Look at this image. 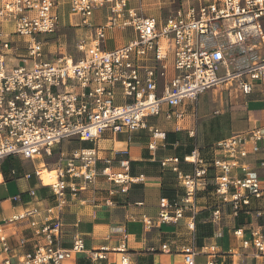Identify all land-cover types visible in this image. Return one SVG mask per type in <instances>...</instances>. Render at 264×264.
<instances>
[{
	"label": "built area",
	"instance_id": "built-area-1",
	"mask_svg": "<svg viewBox=\"0 0 264 264\" xmlns=\"http://www.w3.org/2000/svg\"><path fill=\"white\" fill-rule=\"evenodd\" d=\"M128 1L69 0V13L78 16L83 25L90 26L94 9L108 10L94 36L76 42L81 55L73 59L65 55L47 58L43 53L40 35L54 33L59 24L56 0H0V19L12 20L11 35L23 42V52L15 56L19 47L0 31V169L8 157L50 155L52 147L63 140L76 138L93 144L70 150L55 168L39 165L33 170L39 182L50 187L55 204L45 208L46 221L40 224L33 222L40 211L36 204L10 216L7 223L29 225L41 242L12 261L7 236L0 228V264H62L72 253H85L91 260L104 258L106 247L85 250L77 235L69 248L58 245L59 212L67 203V194L74 196L87 189L94 181L98 161L104 163L100 174L120 185L123 192L130 183L144 180L142 174H129L127 159L117 160L118 170H113L112 159L99 158L96 142L103 132L129 135L145 128L147 118L160 115L176 123L185 116V104L211 88L234 82L242 94H249L253 82L264 84V0H204L197 6L178 7L162 22L143 15ZM125 27L135 37L105 50L102 42L107 32ZM149 53L155 65H141ZM168 54L174 71L171 77L167 76ZM159 79L164 80L161 93L157 92ZM164 138V131L153 128L148 148L155 150L156 142ZM263 143L264 123L220 139L208 159L193 149L182 158L190 165L188 171L180 167L177 156L159 162L173 172L183 203L193 210L197 195L212 186L214 219L225 205L233 216L240 211L260 216L264 214V180L240 160L259 153ZM260 164L264 167V158ZM44 170L49 174L46 184ZM10 173L16 174L14 169ZM28 193L36 198L35 190ZM12 200L20 198L15 195ZM167 208V200L162 199L158 216L163 222H176L185 207L178 206L172 214ZM144 221L151 224L149 219ZM187 226L193 228L192 219ZM232 233L240 240V248H252L254 256H264V231L259 227H250L247 235L241 227ZM117 249L124 251V244ZM161 249L168 251L165 244ZM194 254L193 248L184 249V264H194ZM205 254V264H218L214 245Z\"/></svg>",
	"mask_w": 264,
	"mask_h": 264
},
{
	"label": "crops",
	"instance_id": "crops-1",
	"mask_svg": "<svg viewBox=\"0 0 264 264\" xmlns=\"http://www.w3.org/2000/svg\"><path fill=\"white\" fill-rule=\"evenodd\" d=\"M132 1H128L129 6L141 11V7L134 6ZM203 1L190 2L186 0L182 1L180 6H197ZM56 2L58 8L59 1L56 0ZM135 2H141L144 5L145 0H135ZM63 3L68 16L65 23L70 27H75V30L79 32L75 42L82 38L91 39L94 36L95 28L101 26L108 15V10L105 7L96 8L106 12L103 23L93 25L91 17L89 19L90 26L81 24V21L74 23L72 19L75 15L69 13V0H65ZM175 9L165 16L144 13L143 10L141 13L153 16L158 22H162ZM58 14L59 27L65 23H62L60 12ZM0 31L7 34L10 40L15 41L14 46L19 47L15 53L13 52L14 55L21 54L23 42L21 38L11 35L13 32L12 20L0 19ZM54 35L55 32L40 35L45 57L53 58L65 55L76 59L81 55V52L76 48V43V56L58 54L56 52L57 45L52 42ZM134 37L135 34L131 28H113L107 32L102 47L108 50L105 42L113 40L116 41L112 48L114 49L125 45ZM259 53L261 52L259 51ZM166 62L168 65L167 76L171 77L174 74L171 66V54H168ZM9 63L11 62L9 61ZM141 65L149 67L155 65L150 53L141 60ZM163 81V79H159L158 93L162 91ZM207 91H212L213 94L211 112H208V108L203 110L202 107L198 108V99L203 95L202 93L195 102L185 104L183 107L185 116L176 123L166 121L160 115L154 117L156 121L151 123L148 121L150 117L147 118L145 128L133 131L129 135L126 132L115 134H111L109 131L103 132L96 142L99 158L112 159L111 168L113 170H118L117 160L127 159L129 174L132 176L142 174L144 180L130 183L128 190L123 192L120 185L114 184L100 174L98 164L104 163L101 160L97 162L94 181L89 184L87 189L79 191L74 196L67 194V203L59 212L61 229L58 245L62 248H69L72 238L77 235L82 238L85 250H99L106 247L105 257L91 260L85 253H72L62 261V264H184L183 250L186 248L195 250L194 264H205L207 259L205 252L210 245L215 246L218 264H264V256H254L252 248H240V240L232 233L236 227L243 228L245 235L250 227H259L264 231V214L256 216L252 212L240 211L236 216H233L230 207L225 205L221 208L220 216L214 219L212 211L216 200L213 196L206 198L201 195L202 193H199L195 198V209L193 210L190 205L183 203V192L178 186L173 172L161 167L159 162L162 158L177 156L181 160L180 167L188 171L190 165L184 163L182 158L193 149L199 150L200 154L208 159L213 153V145L220 139L264 123V84L253 82V88L249 94H242L234 82H228ZM155 127L165 132V138L156 142L155 150H150L148 143ZM88 143L90 145L78 148L93 145L91 142ZM59 144L53 146L51 152ZM50 155L43 154L42 156ZM42 156L34 159H25L19 156L8 157V159L18 157L21 167L18 170L13 167L6 168L5 174L0 169L2 174L0 185L11 181L16 183L11 194L0 198V228L7 236L6 240L10 247L9 254L12 261H15L20 254L33 251L41 240L34 236L29 225L7 223L10 216L36 204L40 211L33 217V222L40 224L46 221L45 208L55 204L50 187L42 185L38 178L32 174L40 163L44 165ZM263 158L264 148L259 153L250 154L240 161L256 170L259 177L264 180V167L260 164ZM30 165L32 169H28ZM56 166L53 165L47 169ZM11 169L16 172L14 176L10 173ZM25 173H31V176L26 178L24 177ZM29 190H35L36 198L30 197ZM15 195L19 196V201L12 200ZM162 199L167 200V209L171 214L178 206L185 207L182 217L176 222L159 220L158 213ZM145 219H149L151 224L146 225ZM191 219L193 228L187 226ZM20 239H24L23 244L20 243ZM122 244H124V251H119L117 248ZM163 244L167 245L168 251L161 249ZM1 255L0 252V257ZM122 257L126 258V263H121Z\"/></svg>",
	"mask_w": 264,
	"mask_h": 264
},
{
	"label": "rangeland",
	"instance_id": "rangeland-1",
	"mask_svg": "<svg viewBox=\"0 0 264 264\" xmlns=\"http://www.w3.org/2000/svg\"><path fill=\"white\" fill-rule=\"evenodd\" d=\"M58 12L61 14L62 23H65L68 20L67 12L65 10L66 6L64 5L65 0H58ZM185 2L186 0H145L144 5L141 2L136 3L135 0L132 1L134 6H138L143 10L144 13L148 14H158L161 16L168 15L172 12L173 9L179 7L181 2ZM190 2H197V0H189ZM63 3V4H62ZM65 10V11H64ZM141 10V11H142ZM139 11V12H141ZM106 12L102 9H95L92 11L91 14V22L93 25H99L103 23L104 17ZM73 22H80L78 16L73 17ZM79 35V32L75 30V27H70L65 23L64 25H59L58 29L55 31V35L52 39V42L56 43V52L58 54H66V55H73L76 56V48H75V41L76 37ZM116 41L108 40L105 42L106 49L110 50L114 47ZM10 65V64H8ZM12 65H16V62H13ZM213 101V94L212 91H206L203 95L199 96L198 99V108L202 107L208 108V112L212 111V104ZM149 123L155 122L156 118L150 117ZM90 145L88 142H80L76 138H71L68 140H63L55 149L51 152L50 156H42L43 163H40V166H46V168H51L53 165H58L59 160L62 156H65L68 150L73 148H78L80 146H87ZM63 153V155H61ZM37 161V159H35ZM28 164V163H27ZM21 162L19 161L18 157L13 158H6L4 160V166L9 169V167H13L14 169L18 170L21 166ZM104 164H98V170L100 171ZM28 169H32L30 165ZM16 183L15 181L8 182L7 184L0 185V198L6 197L7 195L11 194L13 189L15 188Z\"/></svg>",
	"mask_w": 264,
	"mask_h": 264
},
{
	"label": "trees",
	"instance_id": "trees-1",
	"mask_svg": "<svg viewBox=\"0 0 264 264\" xmlns=\"http://www.w3.org/2000/svg\"><path fill=\"white\" fill-rule=\"evenodd\" d=\"M1 169L3 171V174H5L6 167L4 166V163L1 165ZM212 190H213V187L212 186H208L206 188V190L203 191V193L201 195L204 196V197H206V198H210L211 196H213ZM238 224H240V223H238Z\"/></svg>",
	"mask_w": 264,
	"mask_h": 264
},
{
	"label": "bare ground",
	"instance_id": "bare-ground-1",
	"mask_svg": "<svg viewBox=\"0 0 264 264\" xmlns=\"http://www.w3.org/2000/svg\"><path fill=\"white\" fill-rule=\"evenodd\" d=\"M45 172H46V171L44 170L43 173H42V178H43L44 183L46 184V183L49 182V180H48V178H47V175H49V174H46Z\"/></svg>",
	"mask_w": 264,
	"mask_h": 264
}]
</instances>
